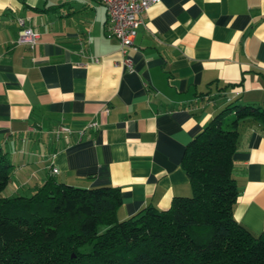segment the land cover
Listing matches in <instances>:
<instances>
[{
  "label": "crops",
  "instance_id": "crops-1",
  "mask_svg": "<svg viewBox=\"0 0 264 264\" xmlns=\"http://www.w3.org/2000/svg\"><path fill=\"white\" fill-rule=\"evenodd\" d=\"M18 18L39 35L32 47L16 43ZM106 22L97 0H0V146L13 164L2 196L53 177L118 187V219L167 209L191 194L181 159L207 121L231 102L264 111V0H160L124 54ZM263 126L241 121L232 156L233 217L253 235L264 229Z\"/></svg>",
  "mask_w": 264,
  "mask_h": 264
},
{
  "label": "trees",
  "instance_id": "trees-1",
  "mask_svg": "<svg viewBox=\"0 0 264 264\" xmlns=\"http://www.w3.org/2000/svg\"><path fill=\"white\" fill-rule=\"evenodd\" d=\"M244 120L264 124V111L231 102L215 113L182 155L191 194L124 219L114 186L50 177L29 196H2L13 164L0 146V264H264V229L253 235L233 217L232 156Z\"/></svg>",
  "mask_w": 264,
  "mask_h": 264
},
{
  "label": "built area",
  "instance_id": "built-area-1",
  "mask_svg": "<svg viewBox=\"0 0 264 264\" xmlns=\"http://www.w3.org/2000/svg\"><path fill=\"white\" fill-rule=\"evenodd\" d=\"M106 9L107 22L105 33L107 36L115 37L119 43V49L122 54L126 49L133 47V41L137 34L138 28L143 24V17L147 9L160 2V0H97ZM20 27L16 40L18 44H25L32 47L37 43L39 35L32 28L25 26V20L17 19ZM123 64L132 70L130 59L123 60ZM107 111V110H105ZM90 126L95 123H90ZM67 127H59L56 135L60 133H68ZM53 173H57V169H52Z\"/></svg>",
  "mask_w": 264,
  "mask_h": 264
},
{
  "label": "rangeland",
  "instance_id": "rangeland-1",
  "mask_svg": "<svg viewBox=\"0 0 264 264\" xmlns=\"http://www.w3.org/2000/svg\"><path fill=\"white\" fill-rule=\"evenodd\" d=\"M231 115H232V112H229L227 115H225V117L228 118V117H230ZM2 194H3V193H2ZM2 194H1V195H2ZM99 229H100V228H99ZM85 249H86V250H89V249H90V246H88V245L85 246Z\"/></svg>",
  "mask_w": 264,
  "mask_h": 264
}]
</instances>
